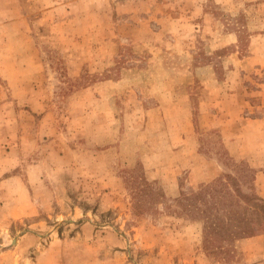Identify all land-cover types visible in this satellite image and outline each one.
<instances>
[{
  "label": "rangeland",
  "instance_id": "1",
  "mask_svg": "<svg viewBox=\"0 0 264 264\" xmlns=\"http://www.w3.org/2000/svg\"><path fill=\"white\" fill-rule=\"evenodd\" d=\"M224 172L264 199V0H0V264H264L177 201Z\"/></svg>",
  "mask_w": 264,
  "mask_h": 264
},
{
  "label": "trees",
  "instance_id": "2",
  "mask_svg": "<svg viewBox=\"0 0 264 264\" xmlns=\"http://www.w3.org/2000/svg\"><path fill=\"white\" fill-rule=\"evenodd\" d=\"M241 165L236 171L247 170L251 180L254 171L244 162ZM238 175L224 172L198 189H190V195L180 192L182 197L177 201L191 219L202 221L205 241L212 238L225 244L233 243L235 238L230 230L231 222L246 218L251 209L264 218V199L254 192H245L239 184Z\"/></svg>",
  "mask_w": 264,
  "mask_h": 264
}]
</instances>
